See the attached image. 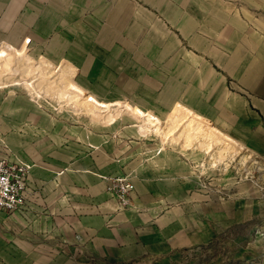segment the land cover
Returning <instances> with one entry per match:
<instances>
[{"label": "rangeland", "instance_id": "1", "mask_svg": "<svg viewBox=\"0 0 264 264\" xmlns=\"http://www.w3.org/2000/svg\"><path fill=\"white\" fill-rule=\"evenodd\" d=\"M123 3L124 14L115 17L119 27L113 17L94 18V25L85 16L71 18L79 30L76 40L73 26L64 24L70 18L53 17L44 0H0V70L13 71L0 80V155L28 169L41 160L53 168L74 159L84 166L86 160L104 174L118 211H131L134 223L149 217L157 222V256L111 255L110 264H264V159H253L248 149L240 152L255 143L264 156V136L249 142L221 126L222 150L214 155L212 143L187 130L194 125L213 135L219 123L179 101L169 104V53L144 49L147 55L139 57L140 46L152 44L141 28L150 17L139 13L140 2ZM103 20L113 26L112 38L104 41L118 52L117 64L103 54L88 74L79 67L77 74L69 61L53 64L45 55L52 58L46 49L52 42L82 44L80 35L90 29L97 34ZM23 67H36L35 73L25 72L21 80ZM170 117L187 131L183 141L182 133L169 136L167 145L157 134L167 132ZM141 131L155 139L140 137ZM160 151L169 160L149 161ZM125 181L137 192L123 197Z\"/></svg>", "mask_w": 264, "mask_h": 264}, {"label": "crops", "instance_id": "2", "mask_svg": "<svg viewBox=\"0 0 264 264\" xmlns=\"http://www.w3.org/2000/svg\"><path fill=\"white\" fill-rule=\"evenodd\" d=\"M135 1L140 2L139 13L150 17L148 27L141 28L149 34L145 41L152 43L140 46L139 57L147 55L142 54L144 49L169 53V62L165 61L169 71L173 70L169 73V104L179 101L192 112L219 123L213 125V135L194 125L187 130L197 131L205 145L211 147L212 143L214 155L222 150L221 132L217 131L221 126L249 138V142L254 135L264 136V0ZM44 2L55 10L53 17L70 18L64 23L69 27L73 26L71 18L78 21L83 16L89 25H94V18L113 17L112 22L119 27L115 17L125 11L121 7L125 0ZM103 22L97 34L89 28L90 32L80 35L82 44L56 47L52 42L46 48L52 58L45 55L53 64L69 61L77 74L79 68L88 74L103 54L109 57L107 62L117 64L118 52L104 41L106 36L112 38L113 26ZM74 27L71 30L78 40L79 30ZM120 51L125 54L126 49ZM35 69L21 68V80L34 74ZM12 73L11 68L0 70V80ZM170 118L163 127L167 132L157 134L167 145L169 136L182 133L183 141L187 131L178 129L177 120ZM138 135L155 139L144 131ZM159 146L163 145L159 142ZM244 149L255 153L253 159L257 155L264 159L255 143L243 146L240 152ZM259 151L264 154V149ZM159 153L163 154L152 155L149 161L157 157L169 160L168 152ZM70 162L63 168H53L42 160L32 163L24 207L11 214L0 212V264H110L111 255L157 256V222L149 217L134 223L131 211H118L110 199L103 173H95L86 160L84 166H79L76 159Z\"/></svg>", "mask_w": 264, "mask_h": 264}, {"label": "built area", "instance_id": "3", "mask_svg": "<svg viewBox=\"0 0 264 264\" xmlns=\"http://www.w3.org/2000/svg\"><path fill=\"white\" fill-rule=\"evenodd\" d=\"M27 170L24 164L0 155V212L15 213L24 207L27 201ZM119 189L123 197L134 191L131 182L127 181Z\"/></svg>", "mask_w": 264, "mask_h": 264}, {"label": "bare ground", "instance_id": "4", "mask_svg": "<svg viewBox=\"0 0 264 264\" xmlns=\"http://www.w3.org/2000/svg\"><path fill=\"white\" fill-rule=\"evenodd\" d=\"M244 167H246V165H244ZM259 168V167H258ZM257 169V168H256ZM255 170V169H254ZM260 170V169H259ZM261 172V171H260ZM263 172V171H262ZM259 175H260V173H259ZM132 184V183H131ZM133 185V184H132ZM133 187H134V185H133Z\"/></svg>", "mask_w": 264, "mask_h": 264}]
</instances>
